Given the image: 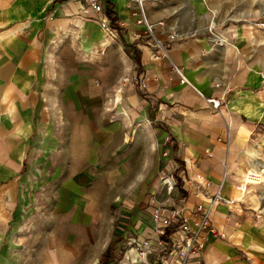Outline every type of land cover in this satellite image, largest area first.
<instances>
[{
  "label": "crops",
  "instance_id": "1",
  "mask_svg": "<svg viewBox=\"0 0 264 264\" xmlns=\"http://www.w3.org/2000/svg\"><path fill=\"white\" fill-rule=\"evenodd\" d=\"M141 1L161 22L154 35L167 57H150L135 0H102L99 13L79 0H0V264H107L130 253L125 241L152 233V200L164 195V122L179 183L194 173L210 182L182 192L186 206L210 210L203 264H264V196L243 200L264 177V39L253 44L264 9ZM134 73L148 77L143 88ZM221 93L215 111L205 97Z\"/></svg>",
  "mask_w": 264,
  "mask_h": 264
},
{
  "label": "built area",
  "instance_id": "2",
  "mask_svg": "<svg viewBox=\"0 0 264 264\" xmlns=\"http://www.w3.org/2000/svg\"><path fill=\"white\" fill-rule=\"evenodd\" d=\"M79 1L85 3L95 13L102 11V0ZM135 1L137 4L135 23L141 25L153 40L150 57L153 60L167 57L166 45L164 46L154 35L155 26H160L161 22L149 21L142 8V1ZM260 26L264 28V22ZM176 38L177 34L174 30L167 32L168 43L174 42ZM222 43L220 38L217 44L222 45ZM172 67L180 75V80H183L180 70L175 65ZM260 75L264 79V69L260 71ZM129 79L136 82L140 88H143L148 81V77L135 73ZM218 85L216 83V86ZM223 101L224 93L205 97V102L215 111L220 109ZM162 126L165 134L161 154L166 157L167 161L166 166L159 170L156 175L157 192H163L164 195L152 200L154 203L149 213L153 220V231L150 235L141 237L134 235L128 238L125 241L126 247L131 252H122L116 258L109 259L107 264H203L201 251L204 247V240L200 233L206 227L213 229L210 221V210L202 204H195L193 207L186 206L182 201L183 191H180L176 198L172 197V192L175 188H179L185 192L194 191L193 193L196 195L197 192L209 187L210 182L202 174L194 173L193 176L187 177L179 183L182 167L180 161H176L170 152L174 139L167 123L164 122ZM226 135L229 136V129H227ZM229 202H233V199H229Z\"/></svg>",
  "mask_w": 264,
  "mask_h": 264
},
{
  "label": "rangeland",
  "instance_id": "3",
  "mask_svg": "<svg viewBox=\"0 0 264 264\" xmlns=\"http://www.w3.org/2000/svg\"><path fill=\"white\" fill-rule=\"evenodd\" d=\"M76 1H78V0H76ZM245 1H247V0H228V2L229 3H232V4H234V6H236V5H240L239 7H244V4H245ZM248 1H254V3H253V6H254V11H261V9L263 8L264 9V0H248ZM136 2V1H135ZM259 9V10H258ZM233 11H238V12H241V9H237L236 10V8L234 7V10ZM263 12H264V10H263ZM231 17H233V18H237V17H234V16H231ZM242 18V17H241ZM249 20H251L252 18H248ZM260 20H263L264 19V15L261 17V18H259ZM232 21H231V19H228V21H227V24H223V25H219V27L218 28H216V30H222V29H224L226 26L225 25H229L230 23H231ZM241 23H245V22H242L241 21ZM255 27H256V25H255ZM209 28H210V30H209V32L210 33H213V31L215 30L214 28H215V26H209ZM239 29H240V27H238ZM253 28H254V26H253ZM246 29V30H245ZM245 29H244V33H248L249 31H253V30H251L252 28H248V27H245ZM146 35H147V39H149L150 40V42H151V48L153 47V40H152V37L149 35V34H147L145 31H143ZM239 32V31H238ZM215 33V42L216 43H218L219 42V40H220V37L218 36V34L216 33V32H214ZM213 33V34H214ZM253 35H254V42H253V44H257V41L258 42H260V40H262V39H264V34H263V32H260V31H257V30H255L254 32H253ZM157 38V37H156ZM158 39V38H157ZM221 40H222V38H221ZM162 44H164V46L165 45H167L166 44V42H163V41H161V40H159ZM223 45H225V43L223 42L222 43ZM167 48V47H166ZM257 53V52H256ZM258 54V53H257ZM258 55H260V51H259V54ZM263 70V69H262ZM215 110V109H214ZM225 131H227V129L225 130ZM175 160H176V158H174ZM177 161V160H176ZM263 181L262 182H260V183H256V184H249L248 185V187H247V189H246V193H245V195H244V199L243 200H246V199H251V200H255V201H260L261 199H262V197L264 196V191H263V189H262V184L264 183V177H263V179H262ZM237 182V181H236ZM248 190V191H247ZM180 191H183V192H185L183 189H179V188H175L174 190H173V192H172V197H174V198H176V194H177V192H179L180 193ZM163 193V192H162ZM159 198H161V197H159ZM117 257V256H116ZM115 257V258H116Z\"/></svg>",
  "mask_w": 264,
  "mask_h": 264
},
{
  "label": "trees",
  "instance_id": "4",
  "mask_svg": "<svg viewBox=\"0 0 264 264\" xmlns=\"http://www.w3.org/2000/svg\"><path fill=\"white\" fill-rule=\"evenodd\" d=\"M106 15H108V17H112V13L108 9L106 10ZM113 19L115 18L113 17ZM106 254H107V251L104 253V255Z\"/></svg>",
  "mask_w": 264,
  "mask_h": 264
},
{
  "label": "bare ground",
  "instance_id": "5",
  "mask_svg": "<svg viewBox=\"0 0 264 264\" xmlns=\"http://www.w3.org/2000/svg\"><path fill=\"white\" fill-rule=\"evenodd\" d=\"M102 24V23H101Z\"/></svg>",
  "mask_w": 264,
  "mask_h": 264
}]
</instances>
